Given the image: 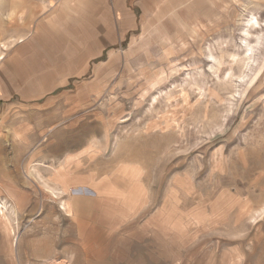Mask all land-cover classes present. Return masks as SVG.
I'll return each instance as SVG.
<instances>
[{"label": "rangeland", "instance_id": "obj_1", "mask_svg": "<svg viewBox=\"0 0 264 264\" xmlns=\"http://www.w3.org/2000/svg\"><path fill=\"white\" fill-rule=\"evenodd\" d=\"M92 5L0 0V60L58 11L88 58L0 117V264H264V0Z\"/></svg>", "mask_w": 264, "mask_h": 264}, {"label": "crops", "instance_id": "obj_2", "mask_svg": "<svg viewBox=\"0 0 264 264\" xmlns=\"http://www.w3.org/2000/svg\"><path fill=\"white\" fill-rule=\"evenodd\" d=\"M89 1L93 4L91 9L97 10L94 17L107 4V0ZM65 18L63 11L44 18L35 16L28 33L20 36L0 60V117L19 107L35 110V103L50 101L55 94L71 89L72 84L81 91L87 90L88 86L79 79L87 73L88 58L84 52H72L75 37L64 31Z\"/></svg>", "mask_w": 264, "mask_h": 264}, {"label": "bare ground", "instance_id": "obj_3", "mask_svg": "<svg viewBox=\"0 0 264 264\" xmlns=\"http://www.w3.org/2000/svg\"><path fill=\"white\" fill-rule=\"evenodd\" d=\"M259 24V22H258V20H256L255 21V24H251V27H255V26H257ZM250 31H247V33H246V35L247 36H250ZM254 34V33H253ZM248 42V41H247ZM260 43V42H259ZM3 44V43H2ZM247 44V43H246ZM1 46H3V45H1ZM248 46H250V50H252V48H253V46H251V42H248ZM250 52V51H249ZM252 52V51H251ZM247 55H249V54H247ZM248 58H251V56H249ZM243 78V77H242ZM52 193H54V191L52 190ZM64 207V206H63ZM66 208V207H65ZM65 208H63V209H65ZM15 240L17 241L18 240V238H15ZM18 242L19 241H17V247H18Z\"/></svg>", "mask_w": 264, "mask_h": 264}]
</instances>
